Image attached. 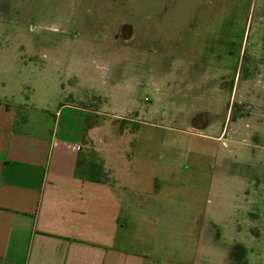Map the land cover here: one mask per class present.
I'll return each mask as SVG.
<instances>
[{"label": "rangeland", "instance_id": "1", "mask_svg": "<svg viewBox=\"0 0 264 264\" xmlns=\"http://www.w3.org/2000/svg\"><path fill=\"white\" fill-rule=\"evenodd\" d=\"M2 93L87 110L96 166L128 140L125 248L264 264V0H0Z\"/></svg>", "mask_w": 264, "mask_h": 264}, {"label": "crops", "instance_id": "2", "mask_svg": "<svg viewBox=\"0 0 264 264\" xmlns=\"http://www.w3.org/2000/svg\"><path fill=\"white\" fill-rule=\"evenodd\" d=\"M86 112L0 94V264H157L124 247L132 243L124 194L133 214L147 193L127 187L140 167L125 162L128 140H104L114 151L98 154L91 173L96 162L80 153L85 133L105 128L87 123Z\"/></svg>", "mask_w": 264, "mask_h": 264}, {"label": "trees", "instance_id": "3", "mask_svg": "<svg viewBox=\"0 0 264 264\" xmlns=\"http://www.w3.org/2000/svg\"><path fill=\"white\" fill-rule=\"evenodd\" d=\"M94 166H96L94 163H91V166H90V171H91V173L93 172V170H94Z\"/></svg>", "mask_w": 264, "mask_h": 264}]
</instances>
